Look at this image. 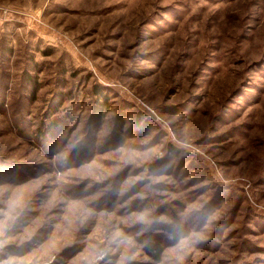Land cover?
Segmentation results:
<instances>
[{
	"label": "rangeland",
	"instance_id": "1",
	"mask_svg": "<svg viewBox=\"0 0 264 264\" xmlns=\"http://www.w3.org/2000/svg\"><path fill=\"white\" fill-rule=\"evenodd\" d=\"M6 261L264 264V0H0Z\"/></svg>",
	"mask_w": 264,
	"mask_h": 264
},
{
	"label": "clouds",
	"instance_id": "2",
	"mask_svg": "<svg viewBox=\"0 0 264 264\" xmlns=\"http://www.w3.org/2000/svg\"><path fill=\"white\" fill-rule=\"evenodd\" d=\"M116 236H120V233H117ZM114 239H115V237H114ZM3 264H11V261L3 262Z\"/></svg>",
	"mask_w": 264,
	"mask_h": 264
},
{
	"label": "trees",
	"instance_id": "3",
	"mask_svg": "<svg viewBox=\"0 0 264 264\" xmlns=\"http://www.w3.org/2000/svg\"><path fill=\"white\" fill-rule=\"evenodd\" d=\"M155 248H156V249H158V250L160 249V248H159V247H157V246H155Z\"/></svg>",
	"mask_w": 264,
	"mask_h": 264
}]
</instances>
